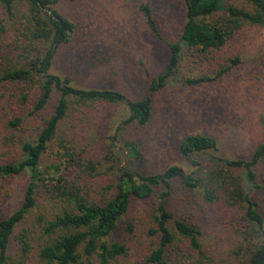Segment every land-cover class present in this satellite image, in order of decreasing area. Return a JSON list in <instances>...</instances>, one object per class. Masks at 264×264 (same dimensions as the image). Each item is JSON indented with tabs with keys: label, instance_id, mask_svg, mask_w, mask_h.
I'll use <instances>...</instances> for the list:
<instances>
[{
	"label": "rangeland",
	"instance_id": "374dc122",
	"mask_svg": "<svg viewBox=\"0 0 264 264\" xmlns=\"http://www.w3.org/2000/svg\"><path fill=\"white\" fill-rule=\"evenodd\" d=\"M146 2L151 5L163 38L148 26L141 10V4ZM231 2L245 5V0ZM54 7L74 22L75 28L70 40L57 47L50 73L69 77L71 85L77 88L119 91L132 100L150 95L153 112L145 126L125 124L130 109L124 103L80 104L71 98L74 102L41 158V170L46 172L49 184L42 188L37 206L16 229V233L26 228L33 230L37 237L34 245L45 239L38 217L50 219L62 209L48 193L57 183L51 177L65 176L71 188L79 187L88 198L102 201L113 194L119 182V167L144 175L164 172L174 165L188 173L195 171L196 166L180 152V143L189 134L218 138L219 151L194 155L195 160L208 167L216 164V155L250 159L258 144L264 142V25L243 26L218 52L197 53L183 47L177 77L151 92L152 80L168 64V43L181 37L187 18L185 0H62ZM236 57L240 62L234 65L231 59ZM227 66L232 67L214 81L199 85L183 81L188 76L214 77ZM23 85H8L0 91L10 107L9 117L23 119L16 128L0 123V163L23 157L22 143L36 139L61 95L55 89L47 107L34 112L36 90L29 91V100L23 102ZM61 145L67 146V155ZM112 147L118 153H112ZM89 160L93 161L94 169L87 167ZM56 164L59 168L52 167ZM257 171L263 180L261 168ZM29 174L27 171L11 177L0 176V218L20 207ZM165 191L169 192L166 196ZM258 200L264 207L263 194ZM160 205L171 212L168 225L178 234L167 251L170 263L248 264L250 246L244 242L243 231L249 221L244 211L229 206L223 198L208 201L200 190L184 187L179 178L172 181L171 188L161 185L150 197L132 201L113 236L127 246L128 253L110 264H153L148 256L159 243L155 230ZM176 220L193 224L200 231V249L178 233ZM129 224L133 225V231H128ZM18 250L13 237L10 252L15 256ZM30 264H42L35 253Z\"/></svg>",
	"mask_w": 264,
	"mask_h": 264
},
{
	"label": "trees",
	"instance_id": "16d2710c",
	"mask_svg": "<svg viewBox=\"0 0 264 264\" xmlns=\"http://www.w3.org/2000/svg\"><path fill=\"white\" fill-rule=\"evenodd\" d=\"M60 1L0 0V91L8 85L24 84L21 100L25 102L30 98L29 91L35 89L34 112L47 107L55 89L61 94L55 111L36 139L22 143L23 157L15 162L0 163V176L30 173L20 207L0 218V264H30L33 253L42 264H93L95 261L98 264H110L128 253L127 246L113 236L121 219L129 212L132 201L150 197L158 186L171 188L176 178L189 190H200L210 202L223 198L229 206L241 208L249 221L248 228L243 231L244 242L250 246L248 264H264V207L258 200L260 194L264 195V178L260 180L257 171L261 168L264 176V142L258 144L250 159L216 155V164L208 167L195 160L194 155L219 151L221 145L216 136L203 133L189 134L180 143L181 154L196 166L195 171L188 173L174 165L164 172L144 175L127 167H119V182L113 194L102 201L88 198L79 187L71 188L65 176L51 177L50 180H56L57 183L49 188L48 193L51 194V200L62 205V209L50 219L38 217L44 241L34 245L37 237L28 228L16 233L18 226L37 206L42 188L49 184L46 172L41 170V158L67 116L74 102L71 98L74 97L80 104L124 103L130 109L125 124L145 126L153 112L150 95L141 100H132L119 91L77 88L71 85L69 77L62 78L50 73L57 47L70 40L75 28L74 22L54 7ZM185 2L187 18L181 37L178 41L168 43V64L165 71L152 80L151 92L163 88L171 78L177 77L182 65L183 47L187 46L197 53L218 52L243 26L264 25V0H245V5L231 0ZM141 10L148 26L159 38H163L151 5L142 3ZM231 60L234 65L240 62L239 57ZM231 67H222L214 77L188 76L183 81L188 85L211 82ZM3 98L0 96V123L8 128L22 125L21 117H9L10 107ZM61 146L67 155V146ZM131 150L135 151V146ZM111 151L118 153L115 147ZM52 167L59 168L57 164ZM87 167L95 168L92 160L88 161ZM168 194V191L163 192L164 196ZM158 210V229L155 232L159 234V243L148 256V261L153 264H172L167 258V251L178 234L168 225L171 212L164 205H160ZM175 225L178 233L188 238L194 248L200 249V231L193 224L176 220ZM128 231H133L132 224L128 225ZM13 237L19 245L15 256L10 252Z\"/></svg>",
	"mask_w": 264,
	"mask_h": 264
}]
</instances>
